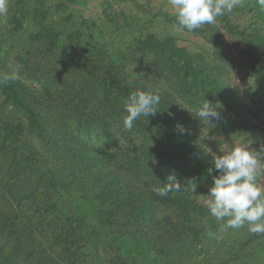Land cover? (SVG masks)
<instances>
[{
    "label": "trees",
    "instance_id": "trees-1",
    "mask_svg": "<svg viewBox=\"0 0 264 264\" xmlns=\"http://www.w3.org/2000/svg\"><path fill=\"white\" fill-rule=\"evenodd\" d=\"M113 1L10 0L0 20V75L21 66L0 84V264H264V234L207 235L219 223L200 198L219 173L194 113L218 102L217 133L264 146L247 118L264 110V8L242 0L191 31L211 48L191 52L150 27L160 16L177 28L175 14ZM102 20L132 35L123 49H110ZM221 29L243 43L249 97L225 79ZM157 88L156 114L126 130L129 94ZM170 176L187 190L157 196Z\"/></svg>",
    "mask_w": 264,
    "mask_h": 264
},
{
    "label": "clouds",
    "instance_id": "clouds-1",
    "mask_svg": "<svg viewBox=\"0 0 264 264\" xmlns=\"http://www.w3.org/2000/svg\"><path fill=\"white\" fill-rule=\"evenodd\" d=\"M9 3L10 0H0V20L8 16ZM257 3L264 8V0H257ZM169 4L174 11L178 30L191 32L204 25L215 24L218 17L242 6V0H169ZM7 67L9 71L0 75V84L15 80L21 69L14 62H10ZM161 94L160 88L132 91L124 105L127 113L123 120L124 128L131 131L139 117L155 115L161 103ZM220 107L218 102L213 104L204 99L194 113L205 125H212V120L220 118L217 110ZM208 152L219 174L213 177L207 195L202 196L204 207L219 223V229L216 233L209 231L207 235L220 239V233L245 226L251 234H264V146L257 151L251 147V143L241 142L221 150L220 155L212 153L210 148ZM208 171L211 173L212 169ZM191 185L194 194L195 184ZM182 190H187V187H182L174 176H170L168 182L153 191L163 198Z\"/></svg>",
    "mask_w": 264,
    "mask_h": 264
},
{
    "label": "rangeland",
    "instance_id": "rangeland-1",
    "mask_svg": "<svg viewBox=\"0 0 264 264\" xmlns=\"http://www.w3.org/2000/svg\"><path fill=\"white\" fill-rule=\"evenodd\" d=\"M134 1L143 6V10L149 12L150 14H162V12L166 11L170 14H174V11L169 4V0H124L121 2L114 0L112 9L116 12H119V10H133L134 12L140 13V8L136 6ZM132 3H134V5ZM94 4L95 8L98 9L97 1H94ZM123 7L129 8V10L123 9ZM156 24L157 26L154 23L150 27L158 28L164 33H170L174 36H177L181 40V43L185 45L191 52H208L211 49L210 45L207 44L199 35L193 32L178 30L177 28L167 24V22L164 21L160 16L157 17ZM99 26L105 38L108 40L111 50H115L116 47L123 49L126 45L127 40H129V38L132 36L128 32L116 30L115 27H113L108 21L105 20H102L99 23ZM219 32L227 41L229 56H231L232 58L231 63L227 66V70H225V79L230 84V86L237 91L239 95L244 98L249 97L251 96V92L248 84L253 82V78L249 76L247 77L243 73L246 71L243 58L240 55V50L243 47V43L240 42L237 38L230 36L223 29L219 30ZM260 88L262 93L264 94V81H261ZM261 91H258V93H260ZM252 96L257 97V94H252ZM247 118L252 124L257 127V130L260 133L261 142H264V110L260 111V113L255 112L252 115H247ZM196 121L198 125V131L196 132L200 135H203L204 137L208 136L206 138L208 150L210 148L211 152L217 153V155L222 154L221 150H226L241 142L251 143L243 133H241L239 137H233V135L230 138L224 137L223 134L217 133L215 128L211 127V125H205L197 116ZM251 147L259 151V149L252 143ZM262 182H264V177H262ZM200 201L204 202L202 198H200Z\"/></svg>",
    "mask_w": 264,
    "mask_h": 264
}]
</instances>
